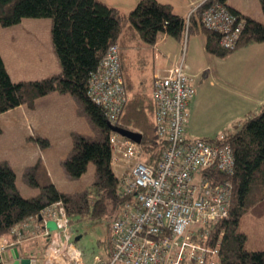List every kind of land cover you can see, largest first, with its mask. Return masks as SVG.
Wrapping results in <instances>:
<instances>
[{
  "label": "trees",
  "instance_id": "16d2710c",
  "mask_svg": "<svg viewBox=\"0 0 264 264\" xmlns=\"http://www.w3.org/2000/svg\"><path fill=\"white\" fill-rule=\"evenodd\" d=\"M215 1L224 4L243 20L240 37L233 49L221 48L219 34L201 23V14L208 0L195 4L187 19L174 12L169 3L158 0H139L127 13L102 0H0V25L3 27L27 17L52 19L51 43L61 67L60 72L40 79L13 81L0 54V113L21 104L31 107L38 97L50 91L69 92L98 131L95 138L74 135L73 147L62 162L64 170L72 177L81 175L88 162H93L95 180L81 194L58 190L39 157L26 172V177L41 192L24 197L17 190L13 169L6 162H0V236L10 234L12 237L10 231L13 227L30 217L37 218L43 207L56 201H61L66 207L69 223L72 216L76 220L102 218L107 215V202L115 205V214L118 212L121 199L117 179L109 166V125L102 107L87 95L89 77L97 69L109 45L117 43L126 26L134 30L147 47L155 44L160 33L181 42L184 34L188 37L194 30H200L206 36V50L220 56L247 43L264 41L262 22L228 6L226 0ZM260 4L264 12V0H260ZM126 105L127 116L122 125H137L142 132L141 145L146 160L158 158L165 141L155 137L143 106L138 113L136 102ZM140 115L143 116L140 118ZM225 137L233 149L234 168L231 174L225 175L232 185L230 216L212 225L213 237L220 228L223 229L218 264H264V249L245 248L246 235L238 229L242 216L264 201V104L258 114L246 117L236 131ZM33 140L40 146L48 145L46 137L35 136ZM35 253L26 255L34 256Z\"/></svg>",
  "mask_w": 264,
  "mask_h": 264
},
{
  "label": "built area",
  "instance_id": "2783aa9c",
  "mask_svg": "<svg viewBox=\"0 0 264 264\" xmlns=\"http://www.w3.org/2000/svg\"><path fill=\"white\" fill-rule=\"evenodd\" d=\"M201 23L219 34V46L225 50L236 46L243 27L240 17L215 0H208ZM183 63L184 52H161L154 61L148 118L155 137L165 141L158 158L147 161L141 140L109 129V166L117 179L121 203L109 223V255L95 256L91 264L219 263L223 229L213 237L212 225L230 216L232 185L225 175L233 171L234 153L224 134L213 140L186 134L193 87ZM87 95L102 107L110 125L124 127L129 92L118 43L109 45L91 73ZM141 106L137 105L138 113ZM124 128L139 132L142 139L138 128ZM38 216L45 224L46 245L41 262L29 256L30 264H85L67 232L64 204L50 203ZM48 221L55 223L54 229L46 228ZM15 231L16 226L10 233ZM1 238L4 258L6 247L14 243Z\"/></svg>",
  "mask_w": 264,
  "mask_h": 264
},
{
  "label": "rangeland",
  "instance_id": "374dc122",
  "mask_svg": "<svg viewBox=\"0 0 264 264\" xmlns=\"http://www.w3.org/2000/svg\"><path fill=\"white\" fill-rule=\"evenodd\" d=\"M111 1L119 3V8L129 10L127 5L124 6L126 9L123 7L124 0ZM159 1L171 4L174 12L186 13V19L189 15L188 12L193 9L192 4L194 5L196 3V0ZM198 3L200 1L196 4ZM226 3L241 7L264 23V12L259 0H226ZM43 19L48 20L51 26V18L47 17ZM192 36L190 35L187 41V36L184 34L181 42L168 37L170 45L166 42L157 45V49H165L163 52L171 50L179 55L184 52L183 69L191 76V85L193 87V94L189 101L188 117L185 123L186 134L188 132V136L206 137H215L219 134L229 135L239 128L246 117L256 115L261 111V105L264 104V89L261 90L259 87V102H257L256 99L258 96L248 92L246 88L241 86L244 74H242L243 70L236 58L225 57L220 59L221 61L213 59L216 60V64L220 62V65L217 66V69L220 70L218 72L214 67L215 63L210 64L212 61L211 57L208 65L206 56L210 53L202 49L197 43H191ZM145 47L151 48V46ZM135 71L136 74L141 73L142 75V72H139L138 69H135ZM226 73L228 75L227 77ZM136 81L135 93L130 92L131 85L127 81V90L129 92L128 102H136L137 105L141 103L148 118L149 110L151 109L149 100L150 89L147 88L146 81L141 79V77L135 79ZM60 93L66 94V96H68L67 94L70 95L69 92ZM52 104H54V107L58 105L60 111H45V108H51L49 105ZM126 107L127 105L125 106L122 119L124 122L127 116ZM45 108L42 109L41 106L39 107L41 113L39 125L42 134H37L36 132L34 136L46 137L48 139V145L45 147L40 146L33 139L29 140L26 137L21 140L20 138L10 140L11 137H5L6 133L2 135L0 131V162H6L13 169L15 173V184L22 196H36L40 194L41 189L28 182L26 172L32 167L33 161H35L33 158L35 157V153H38L37 149H40L41 157H44L58 190L67 194H81L95 180L93 162H88L85 171L77 177L68 175L63 168L62 162L73 147L74 135L95 138L98 136V131L91 124L88 116L80 107V104L76 100L74 101L73 98L71 102L66 103L49 102ZM53 114H55V117L52 116ZM142 116L140 115V118ZM142 120L144 121V118ZM129 128L137 129L138 127L137 125L136 127L130 125ZM107 203V215L100 219L76 220V217L72 216L70 223L68 220L67 232L70 235L71 241L81 250L85 264H91L95 256L107 257V248H109V223L116 212L115 205L111 202ZM40 219L41 217L38 218L37 216L34 221L39 222L40 226L42 225L43 230L41 231L43 233L45 224ZM46 228L50 229L48 227ZM238 229L246 235L244 241L245 248L264 249V201L257 203L242 216ZM1 237H4L7 240H4L6 242H14L10 234L1 235L0 240L3 239ZM43 245H46L45 240ZM8 252L9 247H6L5 253L7 257L9 256ZM41 253L42 250H38L34 255L38 263L42 260Z\"/></svg>",
  "mask_w": 264,
  "mask_h": 264
},
{
  "label": "crops",
  "instance_id": "0c3cea01",
  "mask_svg": "<svg viewBox=\"0 0 264 264\" xmlns=\"http://www.w3.org/2000/svg\"><path fill=\"white\" fill-rule=\"evenodd\" d=\"M102 1L108 5L118 8L123 13H127L139 0H124L125 3L123 7L127 5L129 10L119 8V3H115L114 1ZM199 1L201 0H196V3ZM196 3H194V5ZM194 5L192 4V8ZM228 6L233 7L244 15H248L260 21L251 13H248L239 6ZM124 8L126 9V7ZM181 15L185 16L186 13ZM50 28L51 26L48 20H44L43 18L29 17L22 18L18 23L11 26L3 27L0 25V54L9 73V76L13 81L40 79L61 71L59 61L57 59V56L55 55L51 43ZM126 31L129 33L127 34ZM122 33L123 34H121L120 38L117 40V43L121 50L125 79L126 82L128 81L131 85L130 92H136L135 87L137 81L135 82V79H139L140 77L141 79H144V81H146V85L148 86L147 88L151 90L150 80L152 78V64L154 65V60L160 56L161 52L165 51V49L163 48V50L157 49V45H160V43L163 42H166L170 45V37L168 38L164 33L158 34L155 44L151 45V48L149 49L145 47L146 45L141 42L136 32L134 30H131L129 26H126ZM190 35H193L191 43L195 42L199 46H201L202 49L207 51L205 48L206 36L203 32H201L200 30H194L188 35L187 41L189 40ZM167 52L171 54L175 53L171 50H167ZM210 57L212 60L210 64L215 63V66H213L216 69L217 66L220 65V62H217L216 64V60L213 59L221 61L220 59H223L225 57L236 58L241 69L243 70L242 74H244V77H242L241 86L246 88L248 92L256 94L258 96L256 100L257 102H259V87L261 90L264 89V41L247 43L223 56L210 53L206 56L208 65ZM135 69H138L139 72L141 71L142 75L141 73L136 74ZM149 70L150 72H148ZM218 72H220V70H218ZM227 76L228 75L226 73V77ZM138 82L140 83L139 80ZM67 95L68 96L57 91H50L45 95L38 97L35 100L34 105L31 107L25 104H21L0 113V118L2 119L0 121L2 135L6 133L5 137H11L10 140H16L17 138H20L21 140L25 137L29 140H32L33 137H35L34 135L36 132L37 134H42L40 129L41 127L39 125L41 121V113L39 107L41 106L42 109H44L49 102H71L72 98L74 99V101H77V99L73 95ZM49 106L51 108H45V111H60V107L58 105L55 107L54 104ZM52 116L55 117V114H53ZM187 135H189L188 132ZM37 152L38 153H35V157L33 158V160L36 161L38 156L43 160L47 173L53 184L56 186L44 157H41L40 149H37ZM38 218L40 217L38 216ZM41 226L37 221H30L27 224L25 221L22 224L16 226V231L12 235V238L14 239L13 243L15 244V247H17L21 256H25L26 253L42 250L41 248L44 244V236L41 231L43 230ZM14 244L10 247H13ZM108 255L109 248H107V256Z\"/></svg>",
  "mask_w": 264,
  "mask_h": 264
},
{
  "label": "water",
  "instance_id": "95a60500",
  "mask_svg": "<svg viewBox=\"0 0 264 264\" xmlns=\"http://www.w3.org/2000/svg\"><path fill=\"white\" fill-rule=\"evenodd\" d=\"M108 125H109V129L116 131L120 133L121 135L127 136L136 142H140L141 140V134L139 132L132 131L127 128L121 127V126H113V125H110L109 123ZM47 226L49 228H54L55 223L53 221H48ZM8 253H9L8 257L5 256L4 258H2V256L0 255V264H30L29 256L27 255L21 256L19 254L17 247L13 246L9 248ZM2 259H5V260H2Z\"/></svg>",
  "mask_w": 264,
  "mask_h": 264
}]
</instances>
